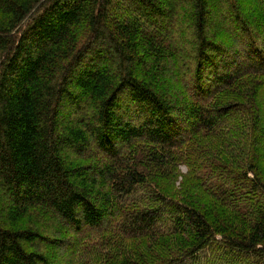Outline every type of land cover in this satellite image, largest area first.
Returning a JSON list of instances; mask_svg holds the SVG:
<instances>
[{"label": "trees", "instance_id": "1", "mask_svg": "<svg viewBox=\"0 0 264 264\" xmlns=\"http://www.w3.org/2000/svg\"><path fill=\"white\" fill-rule=\"evenodd\" d=\"M222 19L223 43L211 34ZM256 25L264 0H0V264H52L41 215L75 257L100 240L138 242L121 264H264ZM237 110L253 127L234 162L189 155ZM188 183L216 207L170 193Z\"/></svg>", "mask_w": 264, "mask_h": 264}, {"label": "rangeland", "instance_id": "2", "mask_svg": "<svg viewBox=\"0 0 264 264\" xmlns=\"http://www.w3.org/2000/svg\"><path fill=\"white\" fill-rule=\"evenodd\" d=\"M211 1V0H210ZM241 1H249V0H241ZM216 2H219V4L222 2V0H216ZM256 10L254 9H250L249 12H246L247 16H255ZM172 23H175V27L179 28L180 30H183V28L181 27V25H183V22H181V18L176 17L175 21H172ZM178 23V26H177ZM215 25L213 26V30L211 31V34L213 35L212 38L217 39L218 41H220L221 43H223L224 41L220 40L219 35H223L224 34V22L223 19L222 20H217L216 22H214ZM253 26V25H252ZM255 27V26H253ZM256 31H258L259 33L263 34V38H264V32L262 31V28H258L256 25ZM180 35V34H179ZM227 35H229L227 33ZM182 40L183 43L185 42V39L182 38L180 39ZM233 43V42H231ZM226 48L228 49V47H230L229 49L232 51H236L237 46H234L233 44H225ZM234 47V48H232ZM240 47V46H239ZM186 62V60L184 61ZM183 62V63H184ZM168 71H172V67L168 68ZM175 73V72H174ZM181 74L183 76L188 77V75H190V71L184 69L182 70ZM178 75V72L177 74ZM175 75V76H176ZM171 78V77H170ZM258 80V78H257ZM187 85H189L190 83V79L186 80ZM259 91H261L259 93ZM180 100V99H179ZM247 100L244 92H242L241 94H239L236 98L232 97L231 95L229 96H225L222 97L220 99L217 100L218 103H224L226 101H232V102H241ZM255 100V103L257 105V107H263L264 106V85L261 83L258 86V94L256 93L255 98L252 99ZM257 100V101H256ZM248 116L246 114H244L243 112H240L239 110H237L234 114L229 115L228 116V120L226 121L225 125L227 126L226 129L224 130V132L220 135H216V137L214 135L211 136L210 135H202L201 137H199L196 140H193L192 143H190L189 148H188V152L189 155L192 156V153L202 150L204 155H206L205 153H210L214 156H220L221 157V161L222 163H224V165H227V162H234L236 159V156H233V153L235 151V148L240 146V140L242 138L245 137L244 133L245 130L248 127H253L252 126H248ZM254 133V131L252 132ZM224 145V148L219 147ZM205 157V156H204ZM190 166L187 163H184L183 165L180 166V171L182 174H187L190 170ZM182 177L179 179L178 182H176V186L177 189H180V181H181ZM192 183H188L187 187H185L184 191H170V193L173 196H180L181 198H184V195L187 194H192L194 195L196 198H198V201L200 202V204L205 205L207 207H216L217 202L212 199L209 196H206L202 193L199 192H195L194 190L190 189V185ZM174 190V189H173ZM186 198V197H185ZM187 199V198H186ZM45 215H41L40 218H45L43 219V228L48 231V233L53 232V237L56 238V240L58 242L54 243V248L51 249L49 248V255L51 257V261L52 264H121L123 261H126L128 259L127 256V252L130 251L132 249V245L138 244L134 243V244H130L128 242H119V244L121 245L120 248H115L114 246H104L103 243L100 242V240H95V243L97 245L94 246V249H92L89 253L84 251V248L82 247V243L83 241L78 243V251H77V255L76 257L73 255V252L71 254H68L69 252V248L70 242H62L59 244V241L62 240L63 238H61V236L66 237V235L69 237V233L67 232L66 229L63 230H59V228L55 227L58 225H54V222L52 223V225H50V223H47L46 221V216ZM47 218H52L51 214L49 217ZM55 227V229H54ZM59 227V226H58ZM58 234V235H57ZM70 238V237H69ZM66 239V238H65ZM85 245L89 242L84 241ZM141 244V243H140ZM172 244V243H171ZM169 245V244H168ZM172 247H174V245L172 244ZM98 250L101 251V253H98ZM174 250V248H170V251ZM155 251H158L160 253H166L163 251L162 247H157V249H155ZM167 251V252H170ZM133 255H129V259H132ZM71 259H74L73 262H71Z\"/></svg>", "mask_w": 264, "mask_h": 264}]
</instances>
